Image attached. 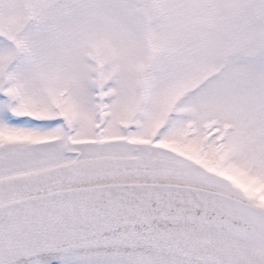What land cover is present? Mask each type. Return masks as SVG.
<instances>
[{
    "label": "snow or ice",
    "instance_id": "6c2138e0",
    "mask_svg": "<svg viewBox=\"0 0 264 264\" xmlns=\"http://www.w3.org/2000/svg\"><path fill=\"white\" fill-rule=\"evenodd\" d=\"M0 264H264V0H0Z\"/></svg>",
    "mask_w": 264,
    "mask_h": 264
}]
</instances>
